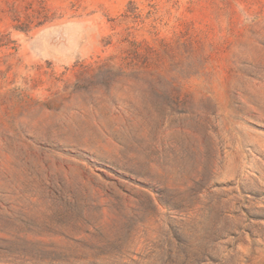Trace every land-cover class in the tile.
<instances>
[{"label":"rangeland","instance_id":"rangeland-1","mask_svg":"<svg viewBox=\"0 0 264 264\" xmlns=\"http://www.w3.org/2000/svg\"><path fill=\"white\" fill-rule=\"evenodd\" d=\"M0 264H264V0H0Z\"/></svg>","mask_w":264,"mask_h":264}]
</instances>
